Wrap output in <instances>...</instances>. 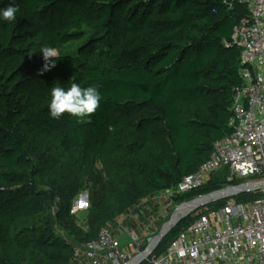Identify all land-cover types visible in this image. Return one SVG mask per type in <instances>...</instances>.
Masks as SVG:
<instances>
[{
    "label": "trees",
    "instance_id": "trees-1",
    "mask_svg": "<svg viewBox=\"0 0 264 264\" xmlns=\"http://www.w3.org/2000/svg\"><path fill=\"white\" fill-rule=\"evenodd\" d=\"M9 3L19 11L15 21H0V70L29 89L39 119L57 142L60 162L84 170L109 150L126 158L132 154L123 169L132 175L133 198L140 200L146 191L176 188L211 158L216 142L235 131V90L243 85L246 67L233 36L248 18L246 5L236 0H0V8ZM19 27L43 47L79 40L82 27L93 35L77 57L61 55L44 71L40 51L28 55L20 48ZM73 82L97 86L100 107L82 119L67 113L51 118L52 87ZM131 115L138 118L132 129L136 140L123 136L125 142H116L118 119ZM27 123L28 111L1 96L0 264H20L1 212L24 199L13 210L23 220L38 218L47 211L45 195L55 203L60 193L58 185L47 193L40 189L44 170L25 155ZM215 183L191 194L222 189L223 182ZM193 222L187 218L166 235L154 255L164 254ZM54 225L46 216L44 226L35 229L39 238L31 264H72L75 249L56 237Z\"/></svg>",
    "mask_w": 264,
    "mask_h": 264
},
{
    "label": "built area",
    "instance_id": "built-area-1",
    "mask_svg": "<svg viewBox=\"0 0 264 264\" xmlns=\"http://www.w3.org/2000/svg\"><path fill=\"white\" fill-rule=\"evenodd\" d=\"M236 1L247 6L249 15L233 36L246 67L243 85L235 90V131L214 144L198 172L170 191L191 194L226 171L236 183L180 205L178 209L197 204L194 222L164 254L154 255L161 242L148 254L149 247L142 249L136 235L122 239L103 229L97 239L75 250L78 264H264V0Z\"/></svg>",
    "mask_w": 264,
    "mask_h": 264
},
{
    "label": "rangeland",
    "instance_id": "rangeland-1",
    "mask_svg": "<svg viewBox=\"0 0 264 264\" xmlns=\"http://www.w3.org/2000/svg\"><path fill=\"white\" fill-rule=\"evenodd\" d=\"M18 33L22 43L20 48L28 55L41 51L43 46L31 39L28 34L21 33L20 27ZM79 34H81L79 40L58 46L61 55L71 54L77 57L80 48L92 37L93 31L82 27ZM1 96L16 102L28 111L25 155L34 166L44 170V175L40 179L42 184L40 189L44 193L56 185L60 189L55 203H50V197L45 195L44 198L48 202L47 211L38 218L23 220L13 210L15 206L24 202V199H19L18 202L9 205V209L1 212L2 220L12 231L14 243L10 250L18 257L20 264H31L34 261V251L37 249L39 238V233L35 229L44 226L46 216H52L55 220L56 237L71 244L75 250L82 248L88 240L96 238L103 229H109L116 237L122 239L136 235L142 242V249L145 250L172 221L178 207L196 198L193 194L178 195L171 191L151 190L146 191L142 199L135 200L129 187L132 175L130 172L124 174L125 168L123 169L132 154L126 158L121 153L109 150L102 161H94L84 170L60 162L57 158V142L39 119L29 89L19 83L18 79L5 75L0 70ZM137 120L134 115L121 116L118 119L114 137L116 142H125L123 136H130L131 140H136L132 129ZM230 178V173L226 171L217 174L213 181L216 184L215 182L220 180L223 182L221 187L225 188L231 183H236ZM14 186L18 187V184ZM242 197L246 199L245 196ZM129 199L134 200V203L128 204ZM210 207L217 208L218 205L212 204ZM196 212L181 219L168 234L175 232L187 218H193ZM72 264L78 262L73 259Z\"/></svg>",
    "mask_w": 264,
    "mask_h": 264
},
{
    "label": "clouds",
    "instance_id": "clouds-1",
    "mask_svg": "<svg viewBox=\"0 0 264 264\" xmlns=\"http://www.w3.org/2000/svg\"><path fill=\"white\" fill-rule=\"evenodd\" d=\"M18 11L19 9L14 3H9L6 8H0V21H15ZM40 53H42L45 62L44 71L54 67L56 61L61 58L59 50L55 47H43ZM50 96L48 108L49 115L53 119H59L65 113L77 119L89 117L97 111L103 100L97 86L83 87L75 82L67 88L52 87Z\"/></svg>",
    "mask_w": 264,
    "mask_h": 264
},
{
    "label": "bare ground",
    "instance_id": "bare-ground-1",
    "mask_svg": "<svg viewBox=\"0 0 264 264\" xmlns=\"http://www.w3.org/2000/svg\"><path fill=\"white\" fill-rule=\"evenodd\" d=\"M197 204L189 205V206H184L180 209H178V212L176 215H174V218L172 219L171 222H169L166 227L165 231H170L172 227H174L181 219L185 218L187 215H189L195 208ZM157 242V239H155L154 244Z\"/></svg>",
    "mask_w": 264,
    "mask_h": 264
},
{
    "label": "water",
    "instance_id": "water-1",
    "mask_svg": "<svg viewBox=\"0 0 264 264\" xmlns=\"http://www.w3.org/2000/svg\"><path fill=\"white\" fill-rule=\"evenodd\" d=\"M166 227V226H165ZM164 227V229H165ZM162 230V232L160 233V235L156 238L157 239V242L154 244V241L153 243L149 246L148 250H147V253L148 254H151L153 252V250L155 249V247L165 238V236L168 234L169 231H165V230Z\"/></svg>",
    "mask_w": 264,
    "mask_h": 264
}]
</instances>
